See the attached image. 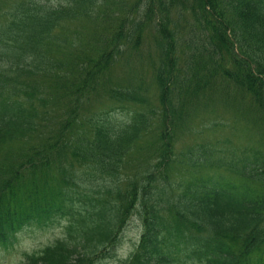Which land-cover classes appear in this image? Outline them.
<instances>
[{
	"label": "trees",
	"instance_id": "trees-1",
	"mask_svg": "<svg viewBox=\"0 0 264 264\" xmlns=\"http://www.w3.org/2000/svg\"><path fill=\"white\" fill-rule=\"evenodd\" d=\"M95 1L0 0V245L62 221L18 264H264V0H178L187 39L70 29Z\"/></svg>",
	"mask_w": 264,
	"mask_h": 264
},
{
	"label": "rangeland",
	"instance_id": "rangeland-1",
	"mask_svg": "<svg viewBox=\"0 0 264 264\" xmlns=\"http://www.w3.org/2000/svg\"><path fill=\"white\" fill-rule=\"evenodd\" d=\"M114 2V0H110ZM134 1V0H132ZM98 1H95V4L93 7L96 8V5L98 4ZM103 9L104 14H99L97 16L103 17L109 25L110 22H112V17L115 15H119V17H122L125 15V13L122 11L121 7L119 6L117 0L116 3H110L108 6L105 8H100L97 9V14L100 12V10ZM94 16V15H92ZM169 19H170V24L173 28H169V32H166L167 35H174L178 34V39L182 35V39L188 37V34H195L199 32L198 30H193L194 26L190 24L189 18L183 19L180 17H177V15L173 12L168 13ZM189 16V15H188ZM120 18H115L113 21L118 20ZM157 19H155V22ZM81 22H86L92 25V20H90L88 17H83L77 20L71 21L70 24V29H78V24ZM180 22L179 25H175V23ZM113 23V26H115V23ZM157 23V22H156ZM152 25V23H151ZM175 25V26H174ZM97 30L98 27L96 26ZM203 34V33H202ZM148 35V32H146V36ZM145 36H143L144 38ZM182 42V41H179ZM186 43V41H183ZM182 48L186 49V46L182 44ZM8 88L7 90H13V86L11 83L7 84ZM227 93V98L229 100H232L237 103H241V96L239 92L236 90L230 89L226 91ZM218 111L222 112L223 109L220 106H217ZM217 118L221 119H227V120H232L235 119V116L233 115L232 112H228L222 115H217ZM61 225L62 223H55L52 226H48L46 228H36V227H28L20 231L13 243L12 246H9L7 248L1 247L0 246V264H16L18 261L21 260L22 258V253L24 251H29L34 248H38L44 244L49 243L51 240H53L55 237H57L60 232H61ZM138 231V226L134 223L131 224L130 227L127 229V231L124 234V241L122 244L119 246L117 249V255L121 256L124 253L127 252L128 248L131 246L133 240H135L136 235ZM101 264H113L111 260H106L102 262Z\"/></svg>",
	"mask_w": 264,
	"mask_h": 264
}]
</instances>
